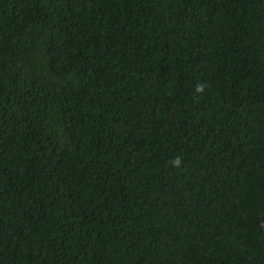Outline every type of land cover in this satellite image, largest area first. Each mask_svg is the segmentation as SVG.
Listing matches in <instances>:
<instances>
[{"label":"trees","instance_id":"trees-1","mask_svg":"<svg viewBox=\"0 0 264 264\" xmlns=\"http://www.w3.org/2000/svg\"><path fill=\"white\" fill-rule=\"evenodd\" d=\"M0 264H264V0H0Z\"/></svg>","mask_w":264,"mask_h":264},{"label":"clouds","instance_id":"clouds-1","mask_svg":"<svg viewBox=\"0 0 264 264\" xmlns=\"http://www.w3.org/2000/svg\"><path fill=\"white\" fill-rule=\"evenodd\" d=\"M200 90H202V89H200V88L197 89V91H200Z\"/></svg>","mask_w":264,"mask_h":264}]
</instances>
